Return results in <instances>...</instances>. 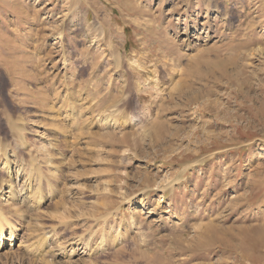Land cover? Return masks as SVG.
Returning <instances> with one entry per match:
<instances>
[{
    "label": "rangeland",
    "instance_id": "374dc122",
    "mask_svg": "<svg viewBox=\"0 0 264 264\" xmlns=\"http://www.w3.org/2000/svg\"><path fill=\"white\" fill-rule=\"evenodd\" d=\"M260 108L264 0H0V264H264Z\"/></svg>",
    "mask_w": 264,
    "mask_h": 264
},
{
    "label": "bare ground",
    "instance_id": "6f19581e",
    "mask_svg": "<svg viewBox=\"0 0 264 264\" xmlns=\"http://www.w3.org/2000/svg\"><path fill=\"white\" fill-rule=\"evenodd\" d=\"M215 6L217 9L218 7ZM229 23V22H227ZM205 29V30H204ZM206 27L201 26L202 31H206ZM96 38V37H95ZM262 47H258V49H261ZM257 49V50H258ZM261 111L264 113V110L260 108ZM116 111V109H112L110 111V114H113ZM257 113V112H256ZM156 128V127H155ZM155 132L158 133V131L155 129ZM52 144V143H51ZM31 159V158H30ZM49 159V158H48ZM11 160V159H10ZM8 158H4V165L6 164L9 166V163L11 165L8 167V174L6 178L0 179V195L1 199H3V195H6L8 198L7 201H11L12 205L8 206V208L4 209L2 206H0V250L4 248L5 246V240H14L18 237H16V227L13 224V217L14 216H21L25 214V210L23 212L21 206L27 208V210L32 209L34 206L40 205V203L43 200L41 191V184H36L35 182V175L39 173L37 168L27 166H21V165H15V163L11 162ZM28 162V161H27ZM51 162V161H50ZM33 163V162H32ZM13 164V165H12ZM53 165V164H52ZM6 166V167H7ZM5 167V166H4ZM3 167V168H4ZM40 168V167H39ZM7 170V169H6ZM40 174V173H39ZM38 174V175H39ZM33 175V178H31ZM37 175V176H38ZM29 177V181L25 177ZM36 176V177H37ZM15 179L14 186L9 184L10 179ZM40 178V177H39ZM38 179V178H37ZM35 182V183H34ZM11 183V182H10ZM50 191V190H49ZM244 195V194H242ZM5 199V198H4ZM238 197H236V202H238ZM141 202V201H140ZM143 202L140 204L142 205ZM143 206V205H142ZM35 208V207H34ZM33 208V209H34ZM153 210V209H152ZM152 210H148L149 213H152ZM38 211V210H37ZM28 212V211H27ZM38 213V212H37ZM28 214V213H27ZM39 215V214H38ZM26 216V214H25ZM24 216V217H25ZM22 217V216H21ZM20 217V218H21ZM22 217V218H24ZM32 220V219H31ZM30 222V221H29ZM37 224V223H36ZM30 226V225H29ZM40 226V225H39ZM28 227V226H26ZM40 228V227H38ZM31 229V228H30ZM34 229V228H33ZM42 229V228H41ZM7 230V231H6ZM31 231V230H29ZM27 231V232H29ZM33 231V230H32ZM40 231V230H39ZM51 231V229H50ZM35 232V231H34ZM49 232V231H48ZM40 233V232H38ZM43 233V231H42ZM30 234V233H29ZM31 237V236H30ZM44 239V238H43ZM58 241V240H57ZM63 241V240H62ZM228 241V240H227ZM226 241V242H227ZM61 243V242H60ZM20 244V243H18ZM26 244V243H25ZM21 245V244H20ZM65 245V244H64ZM100 245V244H99ZM59 246V245H58ZM104 246V245H103ZM21 247V246H20ZM27 247V246H26ZM101 247V246H100ZM231 247V246H230ZM58 249V248H57ZM61 249V248H59ZM76 249H72V251H75ZM101 250V249H100ZM37 251V250H36ZM62 252V251H61ZM84 252V251H83ZM55 253V252H54ZM58 254V253H57ZM71 255V254H70ZM47 258V257H46ZM70 258V257H69ZM54 262V261H53Z\"/></svg>",
    "mask_w": 264,
    "mask_h": 264
}]
</instances>
